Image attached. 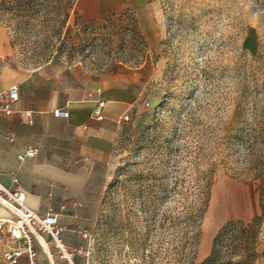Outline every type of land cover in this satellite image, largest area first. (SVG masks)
<instances>
[{
  "label": "rangeland",
  "instance_id": "374dc122",
  "mask_svg": "<svg viewBox=\"0 0 264 264\" xmlns=\"http://www.w3.org/2000/svg\"><path fill=\"white\" fill-rule=\"evenodd\" d=\"M147 1L149 29L131 6L91 20L77 0H0L21 68L153 66L122 119L101 195L78 206L89 237L76 264H173L210 181L197 244L183 254L201 262L223 226L250 222L264 201V0ZM257 233L264 264V218ZM21 244L0 229V264Z\"/></svg>",
  "mask_w": 264,
  "mask_h": 264
},
{
  "label": "crops",
  "instance_id": "0c3cea01",
  "mask_svg": "<svg viewBox=\"0 0 264 264\" xmlns=\"http://www.w3.org/2000/svg\"><path fill=\"white\" fill-rule=\"evenodd\" d=\"M77 6L91 20L131 6L145 29L154 26L153 6L147 0H77ZM9 56L8 34L0 25V102L12 85L19 90L14 111H0V186L24 192L27 206L39 213L53 205L63 241L77 247L83 230L78 206L88 208L101 195L122 119L139 102L153 66L144 61L105 72L52 65L27 70ZM99 102L104 105L97 116ZM57 109L68 115L57 116ZM32 146L39 154L19 160L17 155ZM8 213L0 205V219ZM41 242L35 243L41 264H68L48 236ZM18 264H27L25 255Z\"/></svg>",
  "mask_w": 264,
  "mask_h": 264
},
{
  "label": "built area",
  "instance_id": "2783aa9c",
  "mask_svg": "<svg viewBox=\"0 0 264 264\" xmlns=\"http://www.w3.org/2000/svg\"><path fill=\"white\" fill-rule=\"evenodd\" d=\"M19 99V90L16 85H12L0 102V111L10 114L14 111V104ZM104 103L99 102L95 114L99 116ZM29 114V112H26ZM57 116L68 115L64 109L55 110ZM38 147H28L25 151L17 155L18 159L24 161L39 154ZM0 190L6 194V199L15 207L12 213V221L0 219V229L6 228L10 237L22 243L21 245L10 248L4 253L5 264H18L20 258L25 255L27 264H41L38 252L35 247L36 242H41L39 235L43 238L48 236L61 259H65L68 264H76L73 260V252L82 254V248L68 247L62 239L63 227L59 223V213L53 205H48L44 213L30 208L26 204V194L22 191H7L0 186ZM80 236L84 239L89 234L81 230Z\"/></svg>",
  "mask_w": 264,
  "mask_h": 264
},
{
  "label": "trees",
  "instance_id": "16d2710c",
  "mask_svg": "<svg viewBox=\"0 0 264 264\" xmlns=\"http://www.w3.org/2000/svg\"><path fill=\"white\" fill-rule=\"evenodd\" d=\"M210 184L208 181L202 186L188 209L184 244L182 248L176 249L173 264H255L258 259L257 232L264 218V201L261 203L259 215L250 222L232 221L223 226L214 236L211 251L203 261L196 262L193 256H183L187 246L193 249L197 244Z\"/></svg>",
  "mask_w": 264,
  "mask_h": 264
},
{
  "label": "bare ground",
  "instance_id": "6f19581e",
  "mask_svg": "<svg viewBox=\"0 0 264 264\" xmlns=\"http://www.w3.org/2000/svg\"><path fill=\"white\" fill-rule=\"evenodd\" d=\"M0 203L5 207V209H7V211L9 212L7 216H5L4 218L2 219H6V220H10L12 221V218H11V214L13 213V211H15V207L7 200L5 199L4 197H2L0 195ZM9 218V219H7ZM40 241L41 239H43L40 235L38 236ZM44 242V241H43ZM42 243V242H41ZM45 244V242H44ZM46 245V244H45Z\"/></svg>",
  "mask_w": 264,
  "mask_h": 264
}]
</instances>
